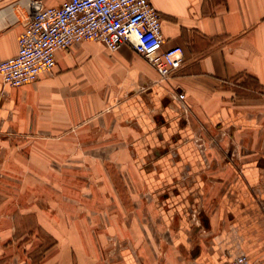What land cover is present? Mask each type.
Wrapping results in <instances>:
<instances>
[{
    "label": "crops",
    "instance_id": "0c3cea01",
    "mask_svg": "<svg viewBox=\"0 0 264 264\" xmlns=\"http://www.w3.org/2000/svg\"><path fill=\"white\" fill-rule=\"evenodd\" d=\"M150 1L162 14L163 48L183 51L167 81L130 46L109 51L98 41L58 49L52 71L34 82L10 87L0 78V264L99 261L104 245L83 233L102 230L99 214L89 225L76 209L51 207L50 189L44 197L35 189L36 167L52 158L67 165L68 151L92 153L76 166L130 163L121 205L104 191L107 229L124 243L115 264L239 255L264 264V0ZM21 15L22 25L16 14L0 17V60L17 52ZM197 136L217 138L225 156Z\"/></svg>",
    "mask_w": 264,
    "mask_h": 264
},
{
    "label": "built area",
    "instance_id": "2783aa9c",
    "mask_svg": "<svg viewBox=\"0 0 264 264\" xmlns=\"http://www.w3.org/2000/svg\"><path fill=\"white\" fill-rule=\"evenodd\" d=\"M16 54L0 60V78L18 87L34 82L55 66V53L83 41H98L109 51L130 46L167 81L181 67L179 46L163 48L162 14L150 0H65L60 5H36L23 13ZM184 103L186 95L175 90ZM221 264H253L245 255Z\"/></svg>",
    "mask_w": 264,
    "mask_h": 264
},
{
    "label": "rangeland",
    "instance_id": "374dc122",
    "mask_svg": "<svg viewBox=\"0 0 264 264\" xmlns=\"http://www.w3.org/2000/svg\"><path fill=\"white\" fill-rule=\"evenodd\" d=\"M64 1L65 0H2V3L0 4V17L2 15L14 16V14H16L19 17L20 23L22 25L24 21L23 16L21 15L22 12L27 13L30 8L36 5L56 6L60 5ZM9 138L11 137L5 134L4 142H7V140L10 141ZM26 140V136L21 134L20 142L24 143L26 142ZM204 142L207 143L208 148H214V153L218 157L220 155L219 159L225 156V151H221L219 149L217 138L208 136H197V143H201V145H203ZM78 155H82L83 158L92 157L91 152L68 151L67 165H62L59 163V161H56L52 158V160H48V162L50 163L49 166L42 167L41 169H39V167H36L37 170H40V172H42L40 173L42 175L41 177L36 176L37 178H35V189L40 192L37 196L44 197L45 194L42 192L46 191L47 189H50L52 193L46 194L48 195L46 198H49L48 204L51 207L59 208L67 206V209H73L74 212L76 209L78 215L84 217L85 220L89 223V225L91 224L96 213L99 214L101 224H103L104 227H102L103 225H101L102 230H100L99 232H83L85 235L84 238L91 239V235H95V238H100L101 245H104V247L101 246L100 248L99 261L95 262V264H115V262L111 261L112 256H117L118 251L123 248L124 243L123 239H119L118 235L115 236L114 232L108 231L107 229V216L105 214L106 211L104 210L108 206L109 202L104 191H107L108 189L113 190V192L116 193V206L118 207L121 205L123 201L122 192L124 191L125 187V178L129 175L130 163H117V160L115 159L117 163L116 166L92 167L88 164L76 166L75 161L73 160ZM107 155L108 152L99 154L102 159L104 158L106 160V163L109 162V164H112L111 161L107 160ZM226 156H228L229 158L226 164H233L236 157L235 152L227 151ZM208 167L210 166L207 165V168ZM233 168L234 172L235 170H237V172L241 170L239 166H235ZM21 169L22 172L20 173V177L25 176L27 174V170H24L23 167ZM134 170L135 168H133L131 171L132 178L135 177L132 174ZM45 174L48 176V178H44ZM0 176H2L1 172ZM108 178H111V180H109ZM21 179L23 181L25 180L23 178ZM96 193H99V195L95 196ZM145 196L143 201L150 205L151 200L148 197L146 198ZM74 217L75 215H70V221L73 222L75 219ZM164 230L166 232L164 240L165 242H170V231L166 228H164ZM69 233L70 237L73 235L74 232Z\"/></svg>",
    "mask_w": 264,
    "mask_h": 264
}]
</instances>
